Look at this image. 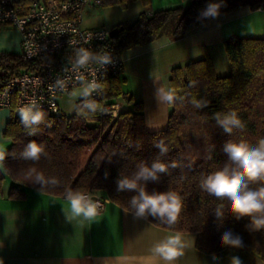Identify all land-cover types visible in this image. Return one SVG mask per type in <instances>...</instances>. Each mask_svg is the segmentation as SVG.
<instances>
[{"label":"trees","instance_id":"obj_1","mask_svg":"<svg viewBox=\"0 0 264 264\" xmlns=\"http://www.w3.org/2000/svg\"><path fill=\"white\" fill-rule=\"evenodd\" d=\"M132 1H139L144 10L131 22L119 23L113 38L117 53L135 46L150 43L166 34L180 38L187 32L213 19L205 16L207 6L221 4L219 15L240 8L264 10V0H190L187 5L163 8L148 12L151 0H102L101 6H119L123 9ZM230 72L217 75L208 55L170 69L168 90L177 97L169 105L165 129L148 131L145 127L143 103L136 101L124 88L125 78L120 74L105 79L96 95L79 100L74 112L60 116L46 112L45 123L34 136L20 123L19 114L12 111L4 135L12 143L7 158L0 164V192L6 177L14 183L41 193L65 196L66 190H80L107 198L127 211L133 212L130 199L134 192H118L116 181L120 175H130L141 162L149 165L157 158L155 144L163 141L168 153L160 157L163 162H176L159 182H149V192L178 193L183 208L178 222L169 226L149 216L146 220L155 226L176 232L196 233L195 247L205 254L225 249L248 251L264 261V229L251 231L247 217L235 219L226 201H220L200 188L202 177L221 169L228 163L223 151L227 141H244L255 145L264 138V37L230 36L223 41ZM32 65L21 55L0 52V83L6 76ZM85 99L96 101L103 109L95 114H78ZM122 99L129 108L113 113V106ZM193 100H207L202 109L193 106ZM236 111L245 128L231 135L216 125L213 114ZM44 146L46 155L38 162L20 158V152L30 141ZM111 160V162L109 161ZM35 167L45 177H55L59 184L40 189V185L25 180L26 171ZM259 183L250 187L257 188ZM25 192L11 187L9 197L23 198ZM225 204L222 221L215 217V209ZM226 230L242 237L244 247L222 246L220 237Z\"/></svg>","mask_w":264,"mask_h":264},{"label":"crops","instance_id":"obj_2","mask_svg":"<svg viewBox=\"0 0 264 264\" xmlns=\"http://www.w3.org/2000/svg\"><path fill=\"white\" fill-rule=\"evenodd\" d=\"M189 2L151 0L150 8L145 11ZM95 6L88 5L84 10H94ZM132 7L135 8L133 15L115 25L133 21L144 10L139 1L130 2L127 10ZM83 25L90 27L84 22ZM230 36L264 37V10L240 8L214 17L180 38L164 34L150 43L135 45L120 53L124 88L136 101L143 103L148 131L163 130L167 126L169 105L162 100L159 90H168L170 69L205 55L215 61L216 55L221 56L223 41ZM19 38L14 27L0 25V52L19 54ZM113 107L116 115L127 110L129 105L119 99ZM11 113L8 108H0V147L6 151L12 143L11 138L4 135ZM14 186L25 192L23 198L9 197ZM104 199L103 208L94 220L77 217L68 221L65 212L71 214L65 196L41 193L6 177L0 192V264H152L153 245L176 231L136 218L133 212ZM179 233L193 242L175 264H230L232 257H239L242 264H264L253 252L230 249L213 253L218 258L214 260L213 254L196 249V233Z\"/></svg>","mask_w":264,"mask_h":264},{"label":"clouds","instance_id":"obj_3","mask_svg":"<svg viewBox=\"0 0 264 264\" xmlns=\"http://www.w3.org/2000/svg\"><path fill=\"white\" fill-rule=\"evenodd\" d=\"M221 4L212 3L207 6L203 13L205 16H219ZM93 59V53L86 48H80L76 53L75 67L86 68ZM100 64H108L111 57L107 54L99 57ZM78 79L83 80V77ZM57 85L63 90V83L57 81ZM53 86L50 85V91ZM98 88L95 80L89 82L86 87L78 94L85 98L89 97L93 91ZM161 98L167 104H174L179 97L172 90H159ZM193 106L197 109L205 108L209 105L207 100H193ZM83 111L76 109L78 114H95L97 111L103 112L104 109L96 102L85 99L83 101ZM20 123L28 130L29 136H34L39 131V126L45 123L46 113L38 105L35 98L29 99L28 103L18 109ZM216 125L224 133L231 135L234 130L243 131L245 124L236 111L225 113L216 112L213 114ZM151 126V125H150ZM159 149L157 158L153 159L149 165L147 162H141L136 170L130 175H120L116 181L118 192H134L130 199V206L134 209V216L140 219H147L149 216L158 219L169 226L175 225L180 217L183 200L175 191L166 192L147 190L149 182H159L162 174H167L169 168L177 167L175 161L167 164L160 159L168 153V148L161 140L155 144ZM223 151L226 153L228 163L205 177L200 181V188L209 195L214 196L220 201H226L231 215L235 219L247 217L250 223L247 225L251 231L264 229V138L251 145L244 141H227ZM46 155L45 148L35 140L28 142L20 152V158L26 161L38 162L41 156ZM8 153L3 147H0V164L7 158ZM111 162V160H109ZM24 178L31 184L40 185V189L48 186H57L59 181L55 177H45L35 167L29 168ZM259 183L261 186L252 188L250 185ZM65 199L68 201L69 212H65L66 219L82 217L84 220H94L99 214L101 205L90 195L80 190L68 189L65 193ZM225 204H220L215 209V217L222 221L224 218ZM193 242V241H192ZM188 239L179 232L165 235L156 242L152 249V264H175V261L184 255L185 249L191 247ZM222 246L230 248L244 247L243 239L231 230H226L220 237ZM213 259H218L213 254ZM230 264H242L239 257H232Z\"/></svg>","mask_w":264,"mask_h":264},{"label":"built area","instance_id":"obj_4","mask_svg":"<svg viewBox=\"0 0 264 264\" xmlns=\"http://www.w3.org/2000/svg\"><path fill=\"white\" fill-rule=\"evenodd\" d=\"M101 1L0 0V25L12 26L19 32V55L32 62L1 81L0 108L18 113L21 106L35 98L44 111L60 116V95L93 80L99 86L105 79L122 73L123 62L113 46L112 28L83 25L84 8L101 5ZM80 48L93 53L86 68L75 67ZM105 54L111 57V62L101 65L99 57ZM57 81L63 83V90ZM97 90L92 95H96ZM86 194L96 200L102 210L105 199Z\"/></svg>","mask_w":264,"mask_h":264},{"label":"rangeland","instance_id":"obj_5","mask_svg":"<svg viewBox=\"0 0 264 264\" xmlns=\"http://www.w3.org/2000/svg\"><path fill=\"white\" fill-rule=\"evenodd\" d=\"M90 6V5H89ZM88 7V6H87ZM94 10H87L83 12V22L86 26L90 27H106L112 28L118 22H124L132 16L135 8L123 9L119 6H101L96 5ZM132 14V15H131ZM19 51L21 52L20 43ZM20 54V53H19ZM221 56L216 55L213 61L215 73L217 75H226L230 72V66L225 55L224 49L221 50ZM86 84L75 87L71 92L62 94L58 98L59 106L65 115H71L74 112L76 104L79 100L85 97L78 95ZM92 96V93L91 95ZM89 96V97H90ZM114 108V107H113ZM100 195V193H98Z\"/></svg>","mask_w":264,"mask_h":264},{"label":"water","instance_id":"obj_6","mask_svg":"<svg viewBox=\"0 0 264 264\" xmlns=\"http://www.w3.org/2000/svg\"><path fill=\"white\" fill-rule=\"evenodd\" d=\"M117 32H118V28L117 27H114L111 30V35L114 36Z\"/></svg>","mask_w":264,"mask_h":264}]
</instances>
